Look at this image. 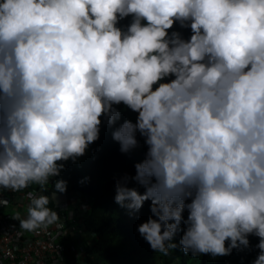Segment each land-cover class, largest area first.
Masks as SVG:
<instances>
[{"label": "clouds", "instance_id": "clouds-1", "mask_svg": "<svg viewBox=\"0 0 264 264\" xmlns=\"http://www.w3.org/2000/svg\"><path fill=\"white\" fill-rule=\"evenodd\" d=\"M102 124L122 153L143 139L114 201L150 202L137 231L151 250L182 232L185 255L215 258L255 236L264 264V0H0V206L3 190L52 187L28 193L22 229L59 221L58 177Z\"/></svg>", "mask_w": 264, "mask_h": 264}, {"label": "trees", "instance_id": "trees-1", "mask_svg": "<svg viewBox=\"0 0 264 264\" xmlns=\"http://www.w3.org/2000/svg\"><path fill=\"white\" fill-rule=\"evenodd\" d=\"M130 17L120 22V27L130 23ZM187 38L189 30L179 29ZM135 113L124 110L122 119L135 120ZM112 129L102 124L100 138L90 145L86 154L76 163L65 164V170L58 179L67 181V191L56 196L77 194L89 199L83 207V224L86 231L92 234L91 243L85 245L83 256L85 264H252L259 250L255 247L258 238L250 236V248L233 250L231 255L215 257L211 255H185L179 246L182 232H177L173 242L177 247L167 256L154 252L139 235L137 226L151 215L149 203L145 202L139 212L129 214V210L120 207L114 201L115 184L125 175H135L134 164L144 158L146 148L143 139L137 134L139 146L127 153L120 151L118 142L111 136ZM83 181V182H81ZM127 187H135L141 193L142 187L129 180ZM39 189L31 185V189ZM7 196L12 193L4 192ZM52 187L48 186L45 195H51ZM52 201L50 200L51 205ZM48 205V206H49ZM186 218V213H185Z\"/></svg>", "mask_w": 264, "mask_h": 264}, {"label": "built area", "instance_id": "built-area-1", "mask_svg": "<svg viewBox=\"0 0 264 264\" xmlns=\"http://www.w3.org/2000/svg\"><path fill=\"white\" fill-rule=\"evenodd\" d=\"M29 192L43 194L31 186L21 192L3 190L8 204L0 206V264H85L83 248L76 246L86 240L82 214L88 200L74 194L58 197L48 207L58 212L59 221L47 230L29 232L14 219L17 214L26 217Z\"/></svg>", "mask_w": 264, "mask_h": 264}]
</instances>
